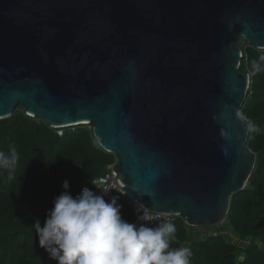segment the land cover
Listing matches in <instances>:
<instances>
[{
	"label": "water",
	"instance_id": "95a60500",
	"mask_svg": "<svg viewBox=\"0 0 264 264\" xmlns=\"http://www.w3.org/2000/svg\"><path fill=\"white\" fill-rule=\"evenodd\" d=\"M238 32L264 50V0H0V120L93 125L127 199L221 226L256 161Z\"/></svg>",
	"mask_w": 264,
	"mask_h": 264
},
{
	"label": "trees",
	"instance_id": "16d2710c",
	"mask_svg": "<svg viewBox=\"0 0 264 264\" xmlns=\"http://www.w3.org/2000/svg\"><path fill=\"white\" fill-rule=\"evenodd\" d=\"M242 52L239 69L249 74V89L240 108L243 119L257 129H249L247 148L255 155L253 172L246 188L230 198L221 226L194 228L181 217H173L176 239L170 247H188L190 264H264V50H258L237 34ZM91 128L80 125L51 129L31 118L21 107L0 120V152L15 147L18 161L14 169L0 168V264H57L39 247L34 224L43 226L53 200L69 181L68 192L75 197L82 188L108 172L114 157L102 150ZM122 219L136 224L133 210L119 194ZM112 197V198H113ZM111 198V199H112ZM107 200L106 202H110ZM167 222V223H168Z\"/></svg>",
	"mask_w": 264,
	"mask_h": 264
},
{
	"label": "clouds",
	"instance_id": "9594fccd",
	"mask_svg": "<svg viewBox=\"0 0 264 264\" xmlns=\"http://www.w3.org/2000/svg\"><path fill=\"white\" fill-rule=\"evenodd\" d=\"M253 69L264 70L256 63ZM249 129L257 130L251 122ZM17 161L15 147L8 155L0 152V168L12 170ZM61 187L64 191L54 198L43 226L39 220L34 224L39 247L57 264H190V248L170 247L176 239L173 223H128L121 217L117 197L105 201L103 194L110 189L96 194L84 187L73 197L67 179Z\"/></svg>",
	"mask_w": 264,
	"mask_h": 264
},
{
	"label": "built area",
	"instance_id": "2783aa9c",
	"mask_svg": "<svg viewBox=\"0 0 264 264\" xmlns=\"http://www.w3.org/2000/svg\"><path fill=\"white\" fill-rule=\"evenodd\" d=\"M91 188L96 194H103L100 192V190L110 189L106 194H103L105 201L110 200L116 194L121 195L122 199L127 203V205L132 208L137 225L144 223L148 227H156L161 223H167L171 218L175 217L169 214L154 213L148 210L145 211V208L140 206L138 203L127 199L125 193L121 189L123 186L120 187L117 179L115 178L112 165L108 167V172L106 175L97 177L91 182ZM176 217H181V215Z\"/></svg>",
	"mask_w": 264,
	"mask_h": 264
},
{
	"label": "rangeland",
	"instance_id": "374dc122",
	"mask_svg": "<svg viewBox=\"0 0 264 264\" xmlns=\"http://www.w3.org/2000/svg\"><path fill=\"white\" fill-rule=\"evenodd\" d=\"M88 128H91V125H87Z\"/></svg>",
	"mask_w": 264,
	"mask_h": 264
}]
</instances>
